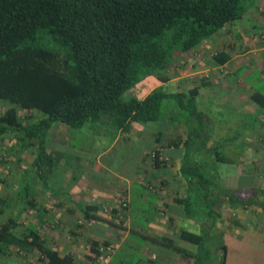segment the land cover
Instances as JSON below:
<instances>
[{"label":"trees","instance_id":"1","mask_svg":"<svg viewBox=\"0 0 264 264\" xmlns=\"http://www.w3.org/2000/svg\"><path fill=\"white\" fill-rule=\"evenodd\" d=\"M257 1L0 0V102L41 115L37 122L29 115L23 124L17 109L9 106L0 115V135L13 132L20 149L34 155L31 168L44 189L55 165L48 139L56 124L127 132L132 123H158L160 133L169 126L181 131L187 135L181 174L189 186L184 214L203 230L199 236L181 235L195 247L185 257L191 264H225L227 247L216 226L221 218L217 207L226 203L264 210L263 190H255L248 200L220 185L216 197L211 193L214 165H240L242 158L232 150L241 146L232 137H213V125L197 107L198 88L168 93L158 87L142 100H126L124 94L149 76L165 83V70L179 55L196 51L242 19ZM228 60L223 51L211 58L213 66ZM196 151L202 158L193 155ZM158 160L157 153L156 164ZM26 199L25 204L36 207L34 200ZM37 211L39 218L44 216L43 207ZM16 227L13 217L0 224V254L15 246L38 251L47 264H75L72 257L48 250L35 226L23 237L15 234Z\"/></svg>","mask_w":264,"mask_h":264},{"label":"crops","instance_id":"2","mask_svg":"<svg viewBox=\"0 0 264 264\" xmlns=\"http://www.w3.org/2000/svg\"><path fill=\"white\" fill-rule=\"evenodd\" d=\"M214 46L213 54L223 51L229 55L224 65L213 66V55L206 56ZM177 61L181 72L167 70L165 83L154 76L138 83L154 81L139 100L158 87L168 88V93L198 88V108L212 125L214 113L209 107L219 111L220 118L226 108L237 114V131L229 137L241 146L232 151L243 161L229 165V174L222 168L220 186L245 200L252 198L255 190L264 191V0L250 5L242 19L221 29L196 51L175 59L169 68ZM253 67H257L259 78L252 80ZM161 127L158 123H132L127 132L109 130V139L100 134L86 148L73 150L80 152L77 162L51 170L55 183L44 187V244L48 250L72 257L75 264H88L94 254L89 242H115L117 248L109 264H191L185 254H192L195 247L181 235L199 236L203 230L198 221L185 216L182 203L189 192L181 174L187 135L172 126L160 133ZM71 131L61 123L51 130L48 140L49 148L57 153L55 167L63 162V151L71 147ZM221 138L220 132L215 139ZM154 150L163 158L157 164L150 157ZM198 154L193 155L202 158ZM122 200H126L125 209ZM216 210L221 215L216 226L227 247L225 264H264V210L226 203ZM55 217L62 225L53 230L48 223ZM249 219L253 224L237 234L239 237L229 234ZM223 220L230 222L226 229ZM225 234L235 247L227 245ZM134 235L140 244L131 242ZM3 264L25 263L4 258Z\"/></svg>","mask_w":264,"mask_h":264},{"label":"rangeland","instance_id":"3","mask_svg":"<svg viewBox=\"0 0 264 264\" xmlns=\"http://www.w3.org/2000/svg\"><path fill=\"white\" fill-rule=\"evenodd\" d=\"M260 16L263 17V13H261ZM215 47L216 46L213 47L214 49L210 48L209 51H206V56L214 55L213 52L216 51ZM181 56L182 55H179L176 58V60H180ZM178 64L179 61L176 62V66H173L171 68L172 70L170 68H168L167 70H170L171 74L174 72L176 73L181 72V68ZM167 70H165V73L167 72ZM258 78H259V72L257 70V67H253L250 70L249 79L253 80ZM153 83H154L153 80H147L144 83L136 84L132 89L129 90V92L127 91L124 94V99L126 100L141 99L142 95H144V93L151 85H153ZM162 88L165 92L170 91L168 90V88L165 87ZM9 106L17 109L18 118L20 119V121L23 122V124L28 123V121L25 118H27V116L29 115L32 116L33 118L31 121L34 122H37L41 118V115L36 111L27 113L21 110L17 105H8L7 103L5 104L4 102H0V115ZM206 106L208 105L205 104L204 107ZM197 107H198V103H197ZM227 109L228 108L225 109V112L223 110V112L221 113L222 117L220 118L217 117L219 111L217 112L215 111V109L209 107V110L211 112L213 111L214 113V116H212L215 122V124L213 125V132H212L214 138H216V136L220 132L222 134V137H229L237 131V127L235 125L236 122H239L235 117L237 114H234L231 110L229 111ZM213 113H209V114H213ZM87 126L89 125L82 127L83 128L82 131H81L82 128L76 130L72 129L70 135L74 137V140H72V142L70 143L71 147L67 151L62 150L64 155L63 162L59 164L60 166L55 167L54 165L53 167L54 169L58 167L65 168L68 163H70L69 165L71 166L73 161L77 162L76 159L80 158L79 157L80 152L79 153L74 152L73 150H77V148L79 149L86 148L92 142V139L96 138L98 135L101 134L106 140L109 139L106 133L109 132V129L107 127H103L99 125V126H94L93 129H90ZM103 133H105L106 135H104ZM73 147H75V149ZM53 155L56 156L57 153L54 154L53 152ZM33 159H34V155L30 151L20 149V145L16 140V135L13 132H8L3 135H0V224L5 222L9 218L12 217L17 218L19 227H16V229L14 230L17 236L20 237L25 236L30 226H35L38 236L40 237V239L44 241V231H45L44 216L39 218V214L37 211L38 207L44 208V189L41 186L42 182L37 181V179L35 178L36 175L35 170L31 168V163L33 162ZM222 168H224V170H227L229 172L231 171L230 166L214 165L213 170L215 171L214 173L215 183L211 187L212 188L211 193L213 194L214 197H216L219 194V191H217L216 187H219L218 185H220V182L223 181L224 171ZM25 171L26 173H24ZM23 174H26V176ZM226 174H228V172H226ZM21 176L22 177L25 176V178L23 179L22 184L18 185ZM219 176H221L220 182L217 179V177ZM211 180L213 181V178H211ZM46 181L48 183L51 182V184L55 183L54 177L52 178L50 175L49 177L46 176ZM207 186L209 187V185ZM214 187L216 190L213 189ZM190 197L192 198L191 201H193L194 194L191 193ZM26 198L30 200H34V204L36 205V207L32 208L31 206H29V204H25V201L27 200ZM20 210H22V213L19 214ZM195 210L199 212L202 211L201 209L198 210V208L196 207ZM223 223H225L224 225L225 229L230 224V222H225L224 220ZM48 224L50 226H53V230L56 227H60L62 225L61 222H58L56 217ZM249 224H253L251 219H249L247 222L245 221L244 223H241L240 224L241 226L233 227L230 230L229 234H232L235 237H239L237 234H240V232L244 233V230L249 228ZM257 224H259V221H257ZM77 225L79 226V224ZM224 239L228 243L227 244L228 246L231 245L232 247H235V245L233 246V239L226 237V234ZM131 242H133L134 244H140L142 241L140 239H137V236L134 235L133 238L131 239ZM89 244L91 249L94 248L97 251H99L100 247L105 245H114L115 249L117 248L115 242H102V243H98L97 246H95L93 242H89ZM4 251H5V253L3 252L4 256L1 255L0 264L4 263V258L7 261L16 260L17 262L22 261L25 264H44V260L41 258V255L38 251L30 252L29 250H22L15 246L5 248ZM119 257L120 255H116L115 258H119ZM239 264H244V263L239 261Z\"/></svg>","mask_w":264,"mask_h":264},{"label":"built area","instance_id":"4","mask_svg":"<svg viewBox=\"0 0 264 264\" xmlns=\"http://www.w3.org/2000/svg\"><path fill=\"white\" fill-rule=\"evenodd\" d=\"M158 153V159L163 160V158L159 155V150H154L150 157L152 160L156 159ZM121 207L123 209L126 208V200H122ZM115 250L114 245H105L99 248L98 254H93L88 264H109L111 256Z\"/></svg>","mask_w":264,"mask_h":264}]
</instances>
